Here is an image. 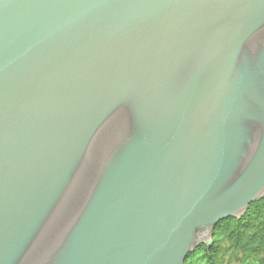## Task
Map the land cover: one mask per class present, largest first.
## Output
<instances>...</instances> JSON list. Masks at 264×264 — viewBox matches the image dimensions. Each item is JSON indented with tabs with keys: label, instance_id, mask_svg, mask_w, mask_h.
Here are the masks:
<instances>
[{
	"label": "water",
	"instance_id": "water-1",
	"mask_svg": "<svg viewBox=\"0 0 264 264\" xmlns=\"http://www.w3.org/2000/svg\"><path fill=\"white\" fill-rule=\"evenodd\" d=\"M264 197V0H0V264H186Z\"/></svg>",
	"mask_w": 264,
	"mask_h": 264
},
{
	"label": "trees",
	"instance_id": "trees-1",
	"mask_svg": "<svg viewBox=\"0 0 264 264\" xmlns=\"http://www.w3.org/2000/svg\"><path fill=\"white\" fill-rule=\"evenodd\" d=\"M186 264H264V197L249 205L243 217H229L212 239L189 253Z\"/></svg>",
	"mask_w": 264,
	"mask_h": 264
}]
</instances>
